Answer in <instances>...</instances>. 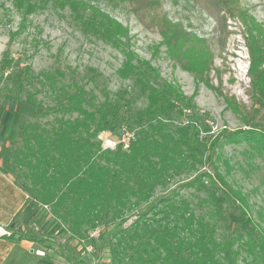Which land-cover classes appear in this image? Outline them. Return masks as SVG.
<instances>
[{
  "label": "trees",
  "instance_id": "1",
  "mask_svg": "<svg viewBox=\"0 0 264 264\" xmlns=\"http://www.w3.org/2000/svg\"><path fill=\"white\" fill-rule=\"evenodd\" d=\"M49 1L16 0V4L29 14ZM54 1L69 5L83 26L100 33L106 41L117 47L126 44L125 25L91 0ZM129 1L140 8H144L145 3L151 8L153 20L172 57L179 58L186 70L215 89L226 106L247 122L254 106L238 102L235 96L218 91L209 82L211 53L206 48L205 38L188 30L181 21L158 13L160 0ZM211 1L218 14L224 11L247 25L244 30L250 57L247 73L253 91L260 89L264 93L263 23L240 7L239 0ZM87 11L89 16L85 15ZM157 16L162 17L156 20ZM122 50L125 61L120 75L129 78L136 72L146 78L138 65L146 62L138 59L135 63V52ZM23 76L31 84L36 81L40 84V89L27 90V103L41 107L43 103L35 94L45 89L53 92L55 103L19 119L20 129L8 137L9 162L16 178L33 199L48 206L71 234L84 236L98 225L120 223V228L112 235L111 255L115 264H264V231L249 213L246 194L229 183L212 157L209 162L213 171L202 169L205 157L200 145L205 141L191 145L186 137L187 129L173 124L169 115L171 97L167 92L146 78L148 105L140 115L136 139L129 150L121 146L111 149L104 148L99 137L101 132L113 128L118 115V109L107 96L98 101L93 90L76 81L61 83L62 71H45L36 76L27 68ZM169 88L178 98L192 103L194 96H185L173 85ZM52 113V118L43 120ZM226 131L223 135L231 140L240 137L254 140L264 154L263 128ZM183 173H194V176L180 179L178 187L157 194L160 188L167 189ZM205 178L211 187L221 190L222 199L209 189L208 198H201V203L195 206L180 189L204 190ZM145 203L149 205L142 209ZM230 208L248 216L249 228L244 225L231 228L230 224L222 222L227 220L223 213ZM131 218L133 220L125 225ZM2 236L18 242L23 239L41 245L46 242L41 236H29L17 230ZM60 253L70 264H86L63 248Z\"/></svg>",
  "mask_w": 264,
  "mask_h": 264
},
{
  "label": "rangeland",
  "instance_id": "2",
  "mask_svg": "<svg viewBox=\"0 0 264 264\" xmlns=\"http://www.w3.org/2000/svg\"><path fill=\"white\" fill-rule=\"evenodd\" d=\"M91 2L125 25L127 38H124V46L117 47L100 33L83 26L67 4L62 6L51 0L42 3V7L35 12L26 14L23 8H18L16 0H0V122L3 124L0 140L4 142L5 138L8 141L9 131L17 123L20 129L19 119L55 103L53 92L47 89L35 94L43 103L41 107L27 103V90L40 89L37 79L34 80L36 83L31 84L24 78L27 68L36 76L45 71H62L61 83L72 84V81H76L86 89L93 90L98 101H103L107 96L111 105L118 109V115L113 128L100 133L103 141L119 133L123 123L138 131L140 115L148 105L147 78L152 85L170 95L169 115L175 126L187 129L186 137L191 145L205 141L200 145L205 157V167L202 169L213 171V165L209 162L212 157L229 183L246 194L249 213L264 231L263 151L254 140L241 137L231 140L223 135L225 130L228 132L238 128L264 129V93L260 89L253 91L247 73L250 61L244 35L247 25L239 17L224 11L218 14L211 0H160L157 11L181 21L188 30L205 38L206 48L211 53L209 82L218 91L235 96L238 102L254 106L252 116L244 122L239 114L226 106L215 89L186 70L179 58L172 57L146 3L144 8H140L129 0ZM237 3L264 25V0H239ZM85 15L89 16V12H85ZM161 17L157 16L156 20ZM122 48L135 52V63H138V59L146 62L138 63L146 78L136 72L129 78L120 75L119 70L125 61ZM169 85L187 97L194 96L192 103L178 98ZM5 116L9 119V128L2 139V131L7 125ZM52 117L53 113L43 117V120ZM7 146L9 148V142ZM190 176H194V173H183L167 189L160 188L157 194L176 187L177 181L188 180ZM204 183V190L188 187L181 188L180 192L190 197L195 206L201 203V198H208L209 189L216 191L219 199H222L220 189L211 187L206 178ZM218 202L225 205L220 200ZM148 205L145 203L142 209ZM223 214L227 220L222 222L230 224L231 228L235 225L250 226L248 216L240 211L230 208ZM12 222L27 235L41 236L46 242L41 245L27 239L19 242L0 240V264H70L60 253L62 248L86 264H115L111 255L112 235L120 228V223L101 224L78 237L57 220L49 207L33 204L26 207L24 218L21 215L18 217L17 213ZM21 223L24 224L23 228ZM5 231L0 230V235Z\"/></svg>",
  "mask_w": 264,
  "mask_h": 264
},
{
  "label": "crops",
  "instance_id": "3",
  "mask_svg": "<svg viewBox=\"0 0 264 264\" xmlns=\"http://www.w3.org/2000/svg\"><path fill=\"white\" fill-rule=\"evenodd\" d=\"M4 118L7 124L9 119H7V116ZM17 124L12 126L10 129V135L14 130H19L17 128ZM1 128H3L2 122H0V130ZM8 128L9 124L5 125V128L2 131L3 134L1 135L2 139L5 136V131H7ZM3 140L4 142L0 140V230L5 229L6 231L0 235V240L2 241L7 240V238H4L2 235L7 234L8 236V234H10V232L13 230H17V232L20 231L21 227L16 226L12 221L17 213L18 217L21 215V218H24L26 207L29 204H33L34 206L36 205L37 207H48L35 201L30 191L27 190L23 184L20 183L19 179L16 178L13 166H11L9 162V148L7 146L9 139L8 141L7 139L5 140V138ZM23 223H21L22 228L24 226Z\"/></svg>",
  "mask_w": 264,
  "mask_h": 264
},
{
  "label": "built area",
  "instance_id": "4",
  "mask_svg": "<svg viewBox=\"0 0 264 264\" xmlns=\"http://www.w3.org/2000/svg\"><path fill=\"white\" fill-rule=\"evenodd\" d=\"M102 139V138H101ZM136 139V131L127 125H123L115 136L107 137L103 142L104 148H117L121 146L124 150H129Z\"/></svg>",
  "mask_w": 264,
  "mask_h": 264
}]
</instances>
